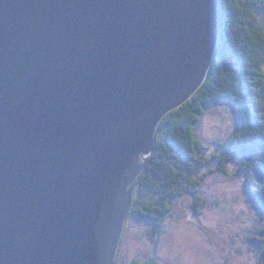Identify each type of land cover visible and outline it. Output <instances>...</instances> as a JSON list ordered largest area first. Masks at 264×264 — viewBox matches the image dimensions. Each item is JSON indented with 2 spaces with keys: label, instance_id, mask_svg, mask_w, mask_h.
Here are the masks:
<instances>
[{
  "label": "water",
  "instance_id": "95a60500",
  "mask_svg": "<svg viewBox=\"0 0 264 264\" xmlns=\"http://www.w3.org/2000/svg\"><path fill=\"white\" fill-rule=\"evenodd\" d=\"M220 28L217 0H0V264H115Z\"/></svg>",
  "mask_w": 264,
  "mask_h": 264
},
{
  "label": "trees",
  "instance_id": "16d2710c",
  "mask_svg": "<svg viewBox=\"0 0 264 264\" xmlns=\"http://www.w3.org/2000/svg\"><path fill=\"white\" fill-rule=\"evenodd\" d=\"M217 3L220 36L207 78L188 102L161 121L155 148L132 187L128 219L150 224L157 234L176 198L189 194L195 203L203 201L205 179L216 171L228 173L232 162L237 173L246 172L247 193L264 221V183L253 174L257 164L264 169V0ZM224 102L235 106L237 125L228 139L217 142V151L208 154L198 127L209 107ZM247 241L257 251V264H264V225ZM132 264L143 263L135 259Z\"/></svg>",
  "mask_w": 264,
  "mask_h": 264
},
{
  "label": "rangeland",
  "instance_id": "374dc122",
  "mask_svg": "<svg viewBox=\"0 0 264 264\" xmlns=\"http://www.w3.org/2000/svg\"><path fill=\"white\" fill-rule=\"evenodd\" d=\"M237 125L236 108L231 103L209 107L198 127L200 138L217 151L218 141L228 139ZM228 173L216 171L201 186L203 201L195 203L189 194L173 201L163 222L162 233L150 224L127 219L117 264H257V251L249 244L250 233L264 225L259 209L245 185L246 172L237 173L235 163ZM256 180L264 183V169H253Z\"/></svg>",
  "mask_w": 264,
  "mask_h": 264
}]
</instances>
